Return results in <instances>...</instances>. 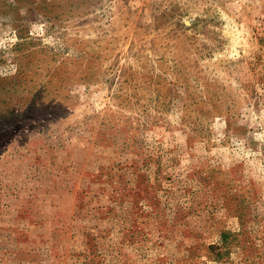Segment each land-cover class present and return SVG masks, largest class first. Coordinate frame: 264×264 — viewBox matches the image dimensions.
<instances>
[{"label":"rangeland","instance_id":"1","mask_svg":"<svg viewBox=\"0 0 264 264\" xmlns=\"http://www.w3.org/2000/svg\"><path fill=\"white\" fill-rule=\"evenodd\" d=\"M0 264H264V0H0Z\"/></svg>","mask_w":264,"mask_h":264},{"label":"trees","instance_id":"2","mask_svg":"<svg viewBox=\"0 0 264 264\" xmlns=\"http://www.w3.org/2000/svg\"><path fill=\"white\" fill-rule=\"evenodd\" d=\"M225 236H226V239H227V233L225 234ZM220 254V253H219Z\"/></svg>","mask_w":264,"mask_h":264}]
</instances>
